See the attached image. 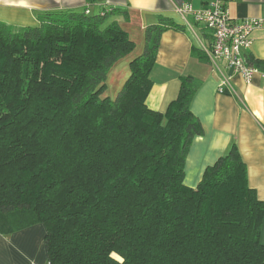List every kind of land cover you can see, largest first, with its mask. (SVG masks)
Returning <instances> with one entry per match:
<instances>
[{
    "label": "trees",
    "instance_id": "trees-1",
    "mask_svg": "<svg viewBox=\"0 0 264 264\" xmlns=\"http://www.w3.org/2000/svg\"><path fill=\"white\" fill-rule=\"evenodd\" d=\"M117 17L127 10L0 21V233L42 223L46 264H264V200L238 148L195 187L183 182L202 132L190 108L201 80L182 75L164 111L146 104L160 36L183 26L148 23L111 98L108 72L135 48ZM192 55L206 60L196 46ZM246 59L264 72V59Z\"/></svg>",
    "mask_w": 264,
    "mask_h": 264
},
{
    "label": "crops",
    "instance_id": "crops-1",
    "mask_svg": "<svg viewBox=\"0 0 264 264\" xmlns=\"http://www.w3.org/2000/svg\"><path fill=\"white\" fill-rule=\"evenodd\" d=\"M208 0H0V21L14 26L36 25L37 15L55 9L87 8L88 13H102L111 8L126 9L128 19L117 17L119 24L134 41L130 57L118 61L108 72L107 94L113 98L130 74L129 62L144 46V29L158 16L172 18L182 30L166 29L160 36L152 86L146 104L164 111L179 90L180 77L193 75L201 80L192 101L191 111L198 117L202 132L195 135L184 164L183 182L195 187L207 166L235 145L246 163L248 184L264 200V72L256 69L251 80L228 68L224 61L209 53V32L190 19L186 23L177 7L189 3L194 8ZM230 17L241 20L264 16V0L228 1ZM247 54L264 59V28L250 34ZM206 55L201 61L192 55V47ZM226 82L222 92L218 87ZM45 227L35 223L8 234L0 233V264H46ZM264 243V219L261 227Z\"/></svg>",
    "mask_w": 264,
    "mask_h": 264
},
{
    "label": "built area",
    "instance_id": "built-area-1",
    "mask_svg": "<svg viewBox=\"0 0 264 264\" xmlns=\"http://www.w3.org/2000/svg\"><path fill=\"white\" fill-rule=\"evenodd\" d=\"M228 1L234 0H208L205 6L199 8L182 3L177 7V11L186 23L191 19L207 29L211 56L224 61L228 68L249 82L256 70L246 59L252 43L250 34L257 28H264V16L233 20L229 14ZM224 86L226 82H223L218 90L222 92Z\"/></svg>",
    "mask_w": 264,
    "mask_h": 264
}]
</instances>
